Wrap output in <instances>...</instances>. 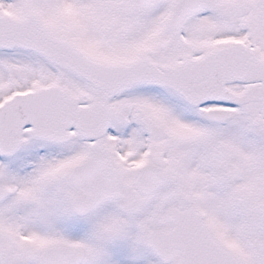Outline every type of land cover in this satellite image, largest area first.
Listing matches in <instances>:
<instances>
[{"label": "snow or ice", "instance_id": "6c2138e0", "mask_svg": "<svg viewBox=\"0 0 264 264\" xmlns=\"http://www.w3.org/2000/svg\"><path fill=\"white\" fill-rule=\"evenodd\" d=\"M0 264H264V0H0Z\"/></svg>", "mask_w": 264, "mask_h": 264}]
</instances>
